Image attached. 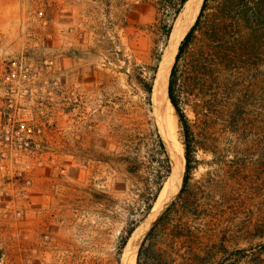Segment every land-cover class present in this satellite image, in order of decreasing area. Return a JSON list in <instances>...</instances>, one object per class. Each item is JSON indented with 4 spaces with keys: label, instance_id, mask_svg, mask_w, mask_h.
<instances>
[{
    "label": "rangeland",
    "instance_id": "374dc122",
    "mask_svg": "<svg viewBox=\"0 0 264 264\" xmlns=\"http://www.w3.org/2000/svg\"><path fill=\"white\" fill-rule=\"evenodd\" d=\"M154 24L144 0H0V264L113 256L123 214L109 220L92 195L121 203L134 182L116 159L127 116L107 94L136 99L121 59L148 62ZM178 68L202 245L155 239L136 264H264V0H206ZM150 115L163 140L152 102Z\"/></svg>",
    "mask_w": 264,
    "mask_h": 264
},
{
    "label": "trees",
    "instance_id": "16d2710c",
    "mask_svg": "<svg viewBox=\"0 0 264 264\" xmlns=\"http://www.w3.org/2000/svg\"><path fill=\"white\" fill-rule=\"evenodd\" d=\"M155 10V24L152 47L148 62L137 64L132 56L123 57L126 72V83L131 87L135 100L125 97H112L107 94V102L118 103L119 111L127 120V126L122 132V152L116 157L117 163L123 167L125 174L133 180L134 188L130 189L131 196L118 203L108 193L92 195L94 203L101 204L104 216L109 220L117 218V209L123 214V225L115 242V252L106 264H121V255L125 244L132 232L142 223L151 210L164 182L171 173L170 159L165 144L157 130L151 114V93L162 51L166 46L173 24L183 10L187 0H144ZM203 1L194 25L183 37L175 56L174 64L170 70L167 85V97L174 110L182 136L184 157V174L180 190L175 199L156 219L154 224L144 235L138 248V259L143 250L155 244V239L164 242L183 243L185 238L194 239L197 249L202 245L199 241V230L189 225V215H198L194 197L188 193L192 173L196 169L195 146L193 143V130L190 121L182 108L183 74L178 68V61L191 44L195 28L205 8ZM206 53H202L197 60L196 73L205 66ZM208 61H211L210 59ZM111 110L113 108L110 107ZM102 198V199H100ZM101 200V201H100ZM186 233V234H183ZM139 264V263H137Z\"/></svg>",
    "mask_w": 264,
    "mask_h": 264
},
{
    "label": "bare ground",
    "instance_id": "6f19581e",
    "mask_svg": "<svg viewBox=\"0 0 264 264\" xmlns=\"http://www.w3.org/2000/svg\"><path fill=\"white\" fill-rule=\"evenodd\" d=\"M201 0H187L185 3L183 10L181 11L179 17L177 18L172 33L170 35V39L168 41V48H166L163 52V55L161 57L160 67H162L163 72V78L161 81L158 80L159 75H156V80L154 79V84L152 88L151 93V102H152V108L157 116V120L159 123H162L163 130L162 136L163 140L166 146V149L168 148V156L170 159V165H171V175L167 179L166 182H164L163 189L160 192V195L158 197V200L156 204L154 205V208L148 215V217L144 220L143 223L140 224V226L135 230V232L132 235V238L129 240V243L133 242L134 239L137 238V243H135V250L137 249V245L140 241V239L143 237V235L146 233L150 225L153 223V221L156 219L157 215L160 213V209L165 208L166 205H168V202L171 200L173 195L178 192V188L181 182V176L182 171L184 167V157H183V150L181 145L177 142L175 136L173 135L174 127L173 123L171 122V116H170V110L171 106L168 100V97L166 95V85H167V77L169 74L170 67L172 65V60L176 52V48L182 39L185 32L190 27L191 23L193 22ZM159 73V72H158ZM172 151H174V154L177 155V159L175 160L177 165V171L173 169L174 165V158ZM164 205H163V204ZM163 205V207L161 206ZM162 207V208H160ZM129 248V247H128ZM127 252V249H126ZM125 253V251H124ZM124 257L122 258V264H124ZM133 257V263H134V257L135 252L132 253Z\"/></svg>",
    "mask_w": 264,
    "mask_h": 264
},
{
    "label": "water",
    "instance_id": "95a60500",
    "mask_svg": "<svg viewBox=\"0 0 264 264\" xmlns=\"http://www.w3.org/2000/svg\"><path fill=\"white\" fill-rule=\"evenodd\" d=\"M180 15V14H179ZM179 15H178V17H179ZM177 17V18H178ZM177 18H176V20H177ZM176 20H175V22H176ZM175 22H174V24H175ZM174 24H173V27H174ZM173 27H172V30H173ZM172 30H171V33H172ZM171 33H170V35H171ZM170 35H169V38H168V41H169V39H170ZM168 41H167V43H168ZM166 48H168V44H166V46H165V49ZM163 55V54H162ZM162 57V56H161ZM160 62H161V60H160ZM160 62H159V65H160ZM158 65V68H157V72H156V75H159V77H158V80L159 81H161L162 80V78H163V72H162V67H160ZM159 72V73H158ZM157 78L155 77V80H156ZM172 153H173V156H171V159H172V157L174 158V162H175V160L177 159V155L176 154H174V151H172ZM174 165L175 166H173V169L174 170H176L177 171V165H176V162L174 163ZM172 170V169H171ZM170 175H171V173H170ZM169 175V176H170ZM169 178V177H168ZM167 181V180H166ZM162 189H163V187L161 188V190H160V192L162 191ZM160 192H159V194H158V196H157V198H156V200H155V202L153 203V206H152V208H151V210L149 211V213L147 214V216H146V218L148 217V215L150 214V212L152 211V209L154 208V205L156 204V202H157V200H158V197H159V195H160ZM163 204V203H162ZM161 204V206L163 207V205ZM168 206V205H167ZM167 206H165V208H162V207H160V208H162V209H160V213L157 215V217H156V219L160 216V214L166 209V207ZM145 218V219H146ZM144 219V220H145ZM156 219L154 220V222L156 221ZM144 220L142 221V223L144 222ZM154 223H152V225H153ZM139 227V226H138ZM137 227V228H138ZM136 228V229H137ZM135 229V230H136ZM135 230L132 232V234L130 235V237L128 238V240H127V243L125 244V247H124V251H125V253H123V255H125V258H124V264H132L133 263V257H132V253H133V251L135 252V259H134V263L136 264V256H137V253H138V248H139V246H140V243H141V240L139 241V243H138V245H137V249L135 250L134 248H135V243H137L136 241H137V238L136 239H134V241L133 242H131V243H129V240L132 238V235H133V233L135 232ZM144 237V236H143ZM129 247V248H128ZM126 249H127V252H126ZM124 257V256H123ZM123 261V260H122Z\"/></svg>",
    "mask_w": 264,
    "mask_h": 264
}]
</instances>
